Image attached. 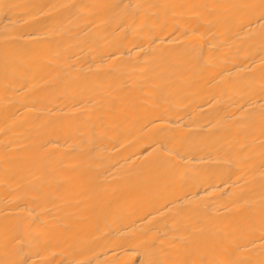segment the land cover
I'll list each match as a JSON object with an SVG mask.
<instances>
[{
	"label": "bare ground",
	"instance_id": "6f19581e",
	"mask_svg": "<svg viewBox=\"0 0 264 264\" xmlns=\"http://www.w3.org/2000/svg\"><path fill=\"white\" fill-rule=\"evenodd\" d=\"M0 264H264V0H0Z\"/></svg>",
	"mask_w": 264,
	"mask_h": 264
}]
</instances>
